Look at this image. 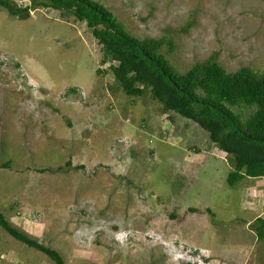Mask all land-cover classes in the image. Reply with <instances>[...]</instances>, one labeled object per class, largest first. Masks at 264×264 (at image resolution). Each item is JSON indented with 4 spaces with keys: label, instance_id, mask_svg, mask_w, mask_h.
Returning <instances> with one entry per match:
<instances>
[{
    "label": "rangeland",
    "instance_id": "374dc122",
    "mask_svg": "<svg viewBox=\"0 0 264 264\" xmlns=\"http://www.w3.org/2000/svg\"><path fill=\"white\" fill-rule=\"evenodd\" d=\"M97 1L136 37L171 40L180 70L215 53L228 71L264 69L262 0ZM28 13L0 7V212L66 264H264L251 228L264 176L229 186L230 156L195 122L125 95L84 22ZM0 256L56 264L1 227Z\"/></svg>",
    "mask_w": 264,
    "mask_h": 264
},
{
    "label": "trees",
    "instance_id": "16d2710c",
    "mask_svg": "<svg viewBox=\"0 0 264 264\" xmlns=\"http://www.w3.org/2000/svg\"><path fill=\"white\" fill-rule=\"evenodd\" d=\"M38 6L86 24L89 36L99 46L100 60L112 62L109 68L115 84L125 95L148 96L158 102L164 112L189 119L206 131L210 143L230 156L232 170L226 178L229 186H235L245 177L264 176V69L243 65L228 71L218 62L215 53L194 62L188 70H180L163 52L165 45L172 51L171 40L136 37L97 0H31L30 4L20 6L12 0H0V7L9 16L20 19L27 18L29 10ZM194 24L195 16L191 14L180 31L187 32ZM102 72L97 69V75ZM75 92V87H69L65 94ZM239 107L252 111L244 115L236 111ZM67 165L71 166V162L61 166ZM1 166H8V163ZM50 169L45 167L37 171ZM189 210L195 209L189 207ZM0 227L16 240L43 252L56 264H66L60 253L29 237L2 212ZM251 228L257 240L263 242L264 217H256Z\"/></svg>",
    "mask_w": 264,
    "mask_h": 264
},
{
    "label": "clouds",
    "instance_id": "9594fccd",
    "mask_svg": "<svg viewBox=\"0 0 264 264\" xmlns=\"http://www.w3.org/2000/svg\"><path fill=\"white\" fill-rule=\"evenodd\" d=\"M102 215H103V214H102ZM107 218H108V217H107ZM0 259H2L1 256H0Z\"/></svg>",
    "mask_w": 264,
    "mask_h": 264
}]
</instances>
